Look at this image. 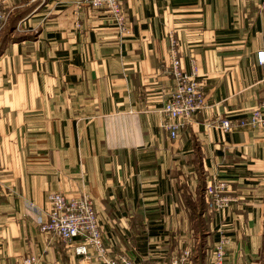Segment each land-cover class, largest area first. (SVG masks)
Here are the masks:
<instances>
[{"label": "crops", "instance_id": "crops-1", "mask_svg": "<svg viewBox=\"0 0 264 264\" xmlns=\"http://www.w3.org/2000/svg\"><path fill=\"white\" fill-rule=\"evenodd\" d=\"M120 1L126 36L86 0L2 6L20 34L0 51V264H99L38 232L52 191L89 195L108 250L135 262L189 250L213 264L227 237L226 264H264V128L242 123L264 100L263 0ZM170 33L210 104L174 139ZM212 178L232 197L222 211L206 204Z\"/></svg>", "mask_w": 264, "mask_h": 264}, {"label": "built area", "instance_id": "built-area-1", "mask_svg": "<svg viewBox=\"0 0 264 264\" xmlns=\"http://www.w3.org/2000/svg\"><path fill=\"white\" fill-rule=\"evenodd\" d=\"M7 0H0V29L5 21L3 4ZM256 1V0H252ZM87 6L94 9H103L115 24L119 35L130 34L125 13L120 0H86ZM264 7V0L262 1ZM171 44V67L174 77V90L165 101L161 113V127L174 139L181 128L188 124L201 110L210 107L197 80L198 69L195 61L190 62V71H182L175 49L173 34H169ZM256 61L264 66V50L256 52ZM242 123L251 128H264V100L259 102L248 114ZM230 121L222 119L220 127L223 131L230 128ZM228 184L219 178L210 179L205 185L204 196L208 208L222 211L229 207L232 197L226 192ZM47 211L44 221L39 222L38 232L57 238L61 242L76 240L72 247L76 255L86 261L96 260L99 264H190L191 254L184 250L178 258L169 261L139 263L131 260L125 254L111 253L103 239L100 224L97 219L94 202L87 194L75 197H66L60 192L52 191L46 195ZM30 207L31 204H28ZM227 237H222L213 247V264H226L225 244ZM38 256L28 254L20 259V264H37Z\"/></svg>", "mask_w": 264, "mask_h": 264}, {"label": "rangeland", "instance_id": "rangeland-1", "mask_svg": "<svg viewBox=\"0 0 264 264\" xmlns=\"http://www.w3.org/2000/svg\"><path fill=\"white\" fill-rule=\"evenodd\" d=\"M4 13H5V21L0 29V51L4 42L15 41L16 39H18L16 38L18 37V35L16 34H20V32L15 29L16 27L15 26L16 22L14 20L15 16L6 11H4ZM12 31H15V33H13V35H10Z\"/></svg>", "mask_w": 264, "mask_h": 264}]
</instances>
